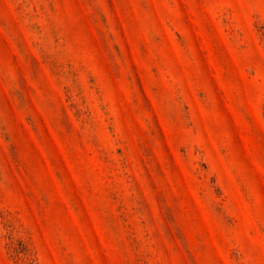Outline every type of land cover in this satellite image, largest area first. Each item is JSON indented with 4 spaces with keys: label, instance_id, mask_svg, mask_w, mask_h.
I'll list each match as a JSON object with an SVG mask.
<instances>
[{
    "label": "rangeland",
    "instance_id": "obj_1",
    "mask_svg": "<svg viewBox=\"0 0 264 264\" xmlns=\"http://www.w3.org/2000/svg\"><path fill=\"white\" fill-rule=\"evenodd\" d=\"M0 264H264V0H0Z\"/></svg>",
    "mask_w": 264,
    "mask_h": 264
}]
</instances>
